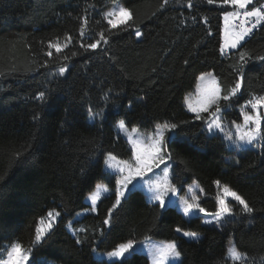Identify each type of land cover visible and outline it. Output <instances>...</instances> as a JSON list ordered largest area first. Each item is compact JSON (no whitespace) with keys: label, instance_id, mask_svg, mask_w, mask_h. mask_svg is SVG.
I'll return each instance as SVG.
<instances>
[{"label":"trees","instance_id":"obj_1","mask_svg":"<svg viewBox=\"0 0 264 264\" xmlns=\"http://www.w3.org/2000/svg\"><path fill=\"white\" fill-rule=\"evenodd\" d=\"M115 1L131 19L113 28L104 13ZM189 2L0 0V261L18 242L31 248L25 264H109L96 259L93 249L109 252L149 237L174 241L181 254L176 264H264V120L259 142L233 151L183 104L202 73H213L221 97L239 78L240 90L229 101L221 99L220 107L224 119L241 121L243 105L252 96L264 97V60L258 59L264 57V21L222 55V18L234 6L191 0L189 7ZM101 32L107 43L82 47L99 40ZM55 41H67V47L58 53L49 47ZM242 53L247 63L240 70ZM40 93L46 102L38 99ZM89 109L99 114L94 121ZM120 120L144 132L165 121L178 124L165 150L172 157L171 183L183 191L195 181L203 190L201 206L215 212L220 181L254 211L243 213L233 203L232 216L220 227L205 226L200 216L186 219L174 207L161 210L136 189L122 200L111 226L103 225L115 202V175L103 170L104 158L132 157L115 129ZM98 183L107 184L110 193L95 213L72 223V229L86 230L77 237L66 226L76 212L90 208L85 198ZM52 209L61 215L33 247L37 222ZM177 228L201 237L186 240ZM230 240L244 262L226 258ZM120 261L149 264L138 253Z\"/></svg>","mask_w":264,"mask_h":264},{"label":"snow or ice","instance_id":"obj_2","mask_svg":"<svg viewBox=\"0 0 264 264\" xmlns=\"http://www.w3.org/2000/svg\"><path fill=\"white\" fill-rule=\"evenodd\" d=\"M216 2H219L223 5H232L237 9L244 10L242 13L239 11L224 13L226 24L230 18L238 19L241 15L244 17V19L240 21L239 30L234 31L230 35L228 42L221 45V54L224 55L229 47L236 49L240 42L252 32L253 28H255V24H253L252 27L244 26L250 18H256L257 24L261 20H264V8H253L251 11L245 10L251 4V0H207L209 5ZM167 3L168 0H164V4ZM163 6L164 5L162 4L161 7ZM191 6L190 0L189 7ZM122 14H127V18L129 20L131 19V14L126 8L123 7H120L117 12L107 13L106 18L108 16ZM108 23L113 28L117 27V23L113 22L111 19L108 20ZM119 23L126 24L127 21L121 19ZM81 35H83V31L81 32ZM136 35H141L139 30L136 31ZM101 41L107 43V38L103 32L100 33L99 40L86 46L82 45V47H85L86 50L96 49ZM69 42H71L70 37ZM49 47H54L58 53L61 51V45L59 44L50 43ZM64 47H67V45L65 44ZM48 55H51V52H49ZM73 55H76V53H73ZM246 57L247 53H242L239 57L238 64L240 70L243 69L244 63H247ZM64 59L67 60L68 57H64ZM258 59L264 60V57H259ZM64 73L65 69L61 67L59 70V75L63 76ZM204 78L205 77L203 75L200 77L202 80ZM212 84L213 86L207 90L198 108L193 107L192 103L189 101V98L185 97V103L189 110L196 113L195 119L204 120L206 129L209 133H214L215 130L223 132L225 138L230 140L233 144H237L241 147L244 145L253 144L261 134L260 119L258 115L254 118L247 113H242L244 115L246 124L251 121L252 125L254 126L250 125L246 131L241 133L240 125L234 124V126L237 128L235 139H233V134L230 131H225L222 123V109L220 107V100L223 99L224 101H229L231 97L236 95V93L241 88L240 79H237L235 85L229 90L228 95H224L222 97L220 94V88L215 84V77L212 78ZM38 99L42 102H46L47 97L44 93H40ZM247 103L251 105L252 109H257L258 107L264 105V97L255 98L254 100H250ZM213 105H215L214 112L210 110ZM201 113H208V117H203ZM97 115L99 114L93 113L92 110L89 109L90 120L94 121ZM182 123L188 122L185 121ZM117 124L119 129L126 132L128 135L129 142L133 146V157L135 162L130 163L129 161L118 160V158L112 153L107 154L105 163L107 168L111 170L109 171V175H117L118 179L116 180L117 190L115 192V202L112 204L111 208L108 209V214L102 221V224L111 226L113 223V217L121 206L122 200L127 199L128 194L136 189H146V195H148L149 201L159 202L161 210H166L169 207H177L178 209L182 210L183 215L185 216H191L197 210L199 213H205L206 210L202 208L199 203L200 197L196 195L194 191L189 189L191 192L190 196L186 194L184 196L178 197V188L175 184H172L169 179L170 164L166 163V161L170 162L172 157L165 150L168 143L176 138V130L178 129L179 125L168 121L157 123L155 125L154 131L148 133L145 136L140 135L136 127H132L131 131H128L125 127L124 120L118 121ZM133 133H137L135 139H133ZM160 172L163 173L162 176L159 175ZM152 177L156 178L153 179ZM215 183L218 187H220L224 198H221L219 195L217 196V211L212 214V219L204 221L205 224H212L214 222L219 224L224 218H226V216L233 214V208L230 207L226 202L227 197H232L235 201H237L238 204L242 206L243 213H252L254 211L253 208L250 207L240 195H238L235 191H232L229 186L221 185L220 181H216ZM202 191L203 190H201V192ZM102 192L109 193V190L102 185H97L95 191L87 198L91 201V208L86 209L85 211H96L97 202L101 198ZM60 215V212L52 209L47 213L46 217H40L35 228L34 239L32 240L33 247L42 242V240H44L46 236L50 234L54 224L57 221V218L60 217ZM82 215L83 213H77V217ZM75 220L76 217L73 218V221L69 222L68 227L70 231L79 237V233L85 232L86 230L83 228L72 229L71 225L75 222ZM176 231L180 232V229L177 228ZM101 235H103V232H101ZM183 235L193 240L199 239V234L195 232H184ZM76 242L79 244L81 243V240L77 238ZM137 246H144L147 248L148 254L152 259V264H165V261H167L170 257L179 258L181 255L177 250V245L174 241H161L154 243L149 237H145L143 241L138 242L134 240H128L127 242L117 245L113 251L107 253L109 264H123L122 261L116 260L115 258H126V254H131V252L136 251ZM30 251L31 248L26 250L20 243H14L11 249L8 251L10 264H22V262H29L30 257L27 255V253ZM93 252L95 253V248L93 249ZM227 255L234 261H237L242 259L243 254L239 253L235 247H230L227 250Z\"/></svg>","mask_w":264,"mask_h":264},{"label":"rangeland","instance_id":"obj_3","mask_svg":"<svg viewBox=\"0 0 264 264\" xmlns=\"http://www.w3.org/2000/svg\"><path fill=\"white\" fill-rule=\"evenodd\" d=\"M259 4H260V2H252V1H251V4H250L245 10H251L252 8H258V7H259ZM120 7H123L122 4H121V2H119V1H115V2H114L109 8L106 9V11H105V13H104V17H105L107 23H108V20L111 19V20H113V22L117 23V26H118V25H120L119 21H120L121 19H124V20L128 21L127 14L113 15V16H108V17L106 18V14H107V13H109V12H117L118 9H119ZM123 8H124V7H123ZM238 11L242 13V11H244V10H240V9H238ZM231 12H232V11H231ZM242 18L244 19L243 16H242ZM234 20H237V19L230 18V19L228 20L227 24H226V22H225V17H224V15H223V18H222V33H221L222 44H226V43L228 42V40L230 39V35H231L234 31H238V30H239V27H235V26H234ZM108 24H109V23H108ZM244 26L247 27L246 24H245ZM136 36H137V35H136ZM137 37H139V36H137ZM246 37H247V36H246ZM246 37H245V38H246ZM244 40H245V39H244ZM244 40H243V41H244ZM243 41H241V42H243ZM241 42H240V43H241ZM52 44H59V45H61V49H62V48L64 47V45L67 44V41H55V42H53ZM53 49H55V48L53 47ZM55 50H56V49H55ZM231 50H233V49L229 47V48L226 50L225 54L228 53V52L231 51ZM65 72H66V69H65ZM64 74H65V73H64ZM209 74H210V75H209ZM202 75L205 77L203 80L200 79V77H201ZM213 77H215V76H214L213 73H211V72L202 73V74H200V75L197 77V80H196V84H195L194 89H193L191 92L187 93L186 96H185V97H188V98H189V101L192 103L193 107H197V108L199 107V104H200V102H201L203 96L205 95V93L207 92V90L210 89V88L213 86V84H212V78H213ZM215 84H216V86L219 87L216 77H215ZM255 98H260V97H258V96H252L250 100H254ZM250 100H248V101H250ZM183 104H184V107L186 108V110H187L189 113L196 115L195 112H192V111L189 110L188 106H187L186 103H185V98H184ZM210 110H211V109H210ZM211 111L214 112V111H215V108L212 109ZM242 113H247V114L253 116L254 118L258 115V116H259V119H260V126H261V123H262V121L264 120V105L258 107L257 109H252V108H251V105L248 104V103L246 102V103L243 105L242 109H241V121H240V122H234V123H233V122H229V121H227L226 119H224L223 110H222V112H221V117H222V123H223L224 129H225V131H230V132L233 134V139H235V136H236V133H237V128L234 126V124H235V125H240V132H241V133H243L244 131H246L250 125H251V126H254V125H252L251 121H249V122L246 124V122H245V120H244V115H243ZM207 117H208V116H207ZM207 117H206V118H207ZM125 127L127 128L128 131H131V128L127 127L126 125H125ZM136 128H137V127H136ZM154 128H155V127H154ZM203 128H204V130H205L208 134H213V133H209V132L207 131L205 122L203 123ZM115 129H116L117 134H118L120 137H122V138L128 143L129 147H130L131 150H132V157H131V159H130V160H122V161H129L130 163H134L135 161H134V157H133V146H132V144L129 142L128 135L126 134V132L121 131V130L119 129L117 123H116ZM137 129H138V132H139L140 135H145V136H146L148 133H151V132L154 131V129H153V130L150 131V132H144V131H141L139 128H137ZM214 133L219 134V135L223 138V140H224V142H225L227 148H228L229 150H233V151H237V150H239V149H244V148H247V147H251V146L255 145L257 142H259V139H260V136H258V138L256 139V141H255L253 144H251V145H244V146L241 147V146H238L237 144H233L230 140L226 139V138H225V135H224L223 132H220L219 130H215ZM132 135H133V139H135L136 136H137V133H133ZM106 156H107V155H106ZM106 156H105V158H104V162H103V170H104L105 172H108V173H109V171H111V170H109V169L107 168V166H106V163H105ZM118 160H121V159H118ZM166 163H169V164H170L169 171H170V176H171V162L166 161ZM162 167H163V166H162ZM149 175H151V174H149ZM159 175L162 176L163 173L160 172ZM152 178L155 179L156 177H152ZM117 179H118V176L115 175V192H116V190H117V184H116V180H117ZM169 179H170V177H169ZM170 181H171V179H170ZM97 185H102V186L106 187V188L109 190V193H110V188H109V186H108L107 184H105V183H98V184H96V186H97ZM96 186H95L94 190H93L91 193H93V192L95 191ZM130 187H131V186H130ZM189 189H191L192 191H194L195 194L198 195V196L200 197L199 203H200V206H201V201L204 199V195H203V192H201V190H200L198 184H197L195 181L188 183V184L185 186V188H184L183 191H179V189H178V197H179V196H184V195H186V194L190 196V195H191V192L189 191ZM138 190H140V191L144 194L145 199H146L147 202L152 203V204H158V205H159V202H150V201H149L148 195H146V189H144V190L138 189ZM91 193H90V194H91ZM109 193H103V192H102V194H101V198H102L103 196L108 195ZM90 194H88V195L86 196L85 201L90 205V208H91V201H90L89 199H87V198L90 196ZM218 195H219L221 198H224V195H223V193L221 192L220 187H218V193H217V196H218ZM178 197H177V200H178ZM101 198H100V199H101ZM100 199H99V200H100ZM166 199H167V198H166ZM99 200H98V201H99ZM226 202L229 204L230 207H232V204H233V203H234V204H238V202L235 201L232 197H227V198H226ZM97 203H98V202H97ZM216 205H217V197H216ZM159 207H160V205H159ZM201 207H202V206H201ZM90 208H89V209H90ZM174 208H175V209H176V210H177V211H178V212H179L184 218H186V219H192V218H194V217L200 216V217L202 218V224H203V225H205V226H215V227H217V228L220 227L221 224H223V223H224L229 217L232 216V215H228V216H226V218H224L219 224H217V223H215V222L212 223V224H205V223H204L205 220H210V219L213 218V217H212V214H214V213L217 211V208H216V211H215V212H208V211H205V213H199L198 210H197V211H196L193 215H191V216H185V215H183L182 210L178 209L177 207H174ZM202 208H204V207H202ZM160 209H161V208H160ZM77 213H83V215H85V214H87V213H95V212L85 211V210L78 211V212H76L75 215H74V217H76V219H78V218H80V217L83 216V215H82V216H80V217H77ZM74 217H73V218H74ZM58 219H59V217L57 218V220H58ZM68 225H69V223L67 224L66 228H67V230H68L69 232L72 233V231L69 230ZM71 228H72V227H71ZM176 232H177V231H176ZM184 232H187V231L180 230V232H177V234L180 235V236H182V237L185 238L186 240H193V239H190V238H188V237H185V236L183 235ZM200 237H201V236H200V234H199V238H200ZM143 240H144V239H143ZM143 240H141V241H143ZM150 240H151L152 242H154V243H155V242H161V241H168V240H160V239H155V238H150ZM195 240H197V239H195ZM138 242H139V241H138ZM230 247H235L234 244H233V242H232L231 240H230V241L228 242V244H227V250H228ZM141 249H142V250H141ZM235 249H236V248H235ZM236 250H237V249H236ZM112 251H113V250H112ZM237 251H238V250H237ZM109 252H110V251H109ZM238 252H239V251H238ZM107 253H108V252H100V251L95 250V253L93 252V255H94V257H95L96 259H98V260L109 261V258L107 257ZM133 253H138V254H143V255H145V256L148 258L149 264H152V259H151V257L149 256L146 247H144V246H137V250L131 252V254H133ZM239 253H240V252H239ZM97 254H103V255H97ZM131 254H126V257H128V256L131 255ZM241 254H242V253H241ZM27 255H28V253H27ZM124 258H125V257L115 258V259H116V260H123ZM226 258H227L228 260H230V261L235 262L231 257H229V256L227 255V252H226ZM180 260H181V256H180L179 258H171V257H170L167 261H165V264H176V263H179ZM244 261H245V255L243 254V255H242V259H241V260H237L236 262H244ZM0 264H10L9 257H7V258H6L5 260H3V261H0ZM22 264H25V262H22Z\"/></svg>","mask_w":264,"mask_h":264},{"label":"built area","instance_id":"obj_4","mask_svg":"<svg viewBox=\"0 0 264 264\" xmlns=\"http://www.w3.org/2000/svg\"><path fill=\"white\" fill-rule=\"evenodd\" d=\"M259 7H260V6H259ZM259 7H258V8H259ZM252 9H253V8H252ZM252 9H251V10H252ZM251 10H247V11H251ZM242 12H243V11H242ZM241 20H243L242 15H241L237 20H234V26H235V27H239V26H240V21H241ZM262 21H264V20H261V21L257 24V23H256V18L253 17V18H250V19L247 21L246 26H247V27H252V25L255 24L256 26H255V28H253V30H252V32H251V33H253V32L259 27V25H260V23H261ZM251 33H250V34H251ZM250 34H249V35H250ZM249 35H248V36H249Z\"/></svg>","mask_w":264,"mask_h":264},{"label":"crops","instance_id":"obj_5","mask_svg":"<svg viewBox=\"0 0 264 264\" xmlns=\"http://www.w3.org/2000/svg\"><path fill=\"white\" fill-rule=\"evenodd\" d=\"M252 2H260V4H259V8H264V0H251ZM235 9L232 11V12H237L238 11V9L236 8V7H234ZM247 38V37H246ZM245 38V39H246ZM239 46V45H238ZM234 50V49H233Z\"/></svg>","mask_w":264,"mask_h":264}]
</instances>
